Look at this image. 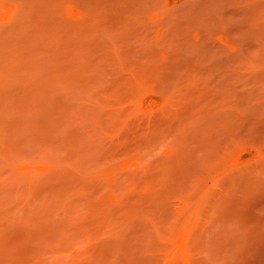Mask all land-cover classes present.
Wrapping results in <instances>:
<instances>
[{"label":"rangeland","instance_id":"1","mask_svg":"<svg viewBox=\"0 0 264 264\" xmlns=\"http://www.w3.org/2000/svg\"><path fill=\"white\" fill-rule=\"evenodd\" d=\"M0 264H264V0H0Z\"/></svg>","mask_w":264,"mask_h":264}]
</instances>
